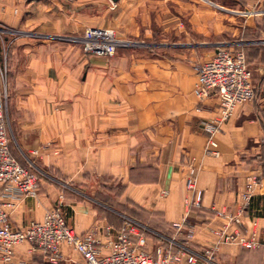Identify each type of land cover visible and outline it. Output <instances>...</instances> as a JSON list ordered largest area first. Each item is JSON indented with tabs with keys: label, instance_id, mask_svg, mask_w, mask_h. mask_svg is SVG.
I'll use <instances>...</instances> for the list:
<instances>
[{
	"label": "crops",
	"instance_id": "1",
	"mask_svg": "<svg viewBox=\"0 0 264 264\" xmlns=\"http://www.w3.org/2000/svg\"><path fill=\"white\" fill-rule=\"evenodd\" d=\"M233 1L247 15L238 29L247 38L189 45L181 42V14L166 11L167 0H0V26L23 35L24 52L9 87L3 86L6 116L19 148L57 171L41 179L37 199L15 198L0 188L11 228L41 221L60 201L68 227L77 235L97 229L102 243L113 237L105 227L116 232L128 217L162 239L191 240L199 254L216 247V264H264L263 247L221 243L218 235L239 230L264 240V60L253 74L255 98L239 105L213 136L218 156L204 153L208 137L202 128L218 116V99L211 94L199 102L194 95L195 66L216 46L264 53V38L252 37L257 22L250 23L261 20L264 33V0ZM222 6L230 13V6ZM89 27H113L120 39L140 43L110 59L91 57L65 39ZM154 37L157 45L150 43ZM191 172L194 193L185 184ZM106 180L123 187L114 200ZM184 220L176 234L174 225ZM153 240L160 239L150 236V247ZM60 250L61 264H83L71 246ZM46 263L28 244L14 250L13 264Z\"/></svg>",
	"mask_w": 264,
	"mask_h": 264
},
{
	"label": "built area",
	"instance_id": "2",
	"mask_svg": "<svg viewBox=\"0 0 264 264\" xmlns=\"http://www.w3.org/2000/svg\"><path fill=\"white\" fill-rule=\"evenodd\" d=\"M65 39L80 44L84 54L103 58L113 57L120 48L137 45L135 42L118 39L112 30L100 27L87 28L80 38ZM195 72L197 81L194 95L197 100L202 102L211 94L218 99V116L210 122H202L208 137L204 153L218 156L214 134L234 115L239 105L255 97L252 72L241 49L224 46H216L213 56L195 66ZM2 78L3 72L0 70V188L6 193L13 192L15 198L37 199L39 179L29 168L22 166L10 151L6 121L7 95L1 87ZM185 184L188 190L193 193L196 191L193 172L187 176ZM250 189L251 183L248 184ZM199 200L197 192L196 205ZM61 207L59 202L45 212L41 221H32L24 229L17 230L9 226L8 214L0 204V264H13L14 250L22 244H28L32 252H40L51 264L61 262L63 256L60 247L63 244L71 246L80 255L83 264H216V247L207 248L199 254L188 245L191 240L173 237L162 239L145 225L128 217L124 218L122 227L116 232L109 226L105 227L107 236H113L106 243L96 237L97 229L77 235L68 227ZM184 227L185 220L174 225L175 233H180ZM218 235L221 243H233L247 249L264 248V240H256L254 234L248 238L239 230L229 233L221 230ZM150 236L162 241L150 247ZM186 238H192L190 231L186 233Z\"/></svg>",
	"mask_w": 264,
	"mask_h": 264
},
{
	"label": "rangeland",
	"instance_id": "3",
	"mask_svg": "<svg viewBox=\"0 0 264 264\" xmlns=\"http://www.w3.org/2000/svg\"><path fill=\"white\" fill-rule=\"evenodd\" d=\"M217 1L218 3H221V6L210 5V7H207V5L200 0L199 2H197L196 0H167L166 2L167 4L165 6L166 11L167 10L169 12L176 11L177 13L181 14L182 26L185 34L184 38L181 41L183 44L191 45L197 42L210 43L213 41L214 42L235 41L240 39L245 40L247 38V36H242L241 38L238 32L240 26L246 24L245 19L247 18V15L242 13L243 10H241L242 12L239 11L240 8L239 4H237V2L233 0H217ZM222 4L231 7L230 13L223 11ZM153 6H155L157 9H159V7L160 8L164 7L162 4L158 5L156 2L153 3ZM260 21L261 20L256 21L254 18L253 20H251V22L250 20L248 21L250 23L257 22L256 25L252 27L253 38H257V39L264 38V33H262V27H261L262 23ZM100 28H106L112 30L115 33L116 37L120 39L118 33L113 27H100ZM154 29L157 30V25L154 27ZM26 35L27 37H30L32 39H38L36 35L29 33H27ZM81 36L78 37L76 36V38H80ZM46 38H48L49 41H52L51 37H46ZM22 39H23V35L19 31H13L3 26H0V70L3 72V78L1 79L2 88L3 86H5V84L9 87L10 81L13 80L17 71L16 69H18L19 67L20 61H22V58L24 59L23 57L24 52L19 51V47ZM121 40L135 42L137 43L136 46H138L140 43L138 42V40H134V39H121ZM69 42L70 44H73L71 40ZM158 42L159 40L157 37H154L150 41L151 45L152 44L157 45ZM241 48L250 49L251 47L242 46ZM120 49H126V48H120ZM198 52L199 54H201L202 50H198ZM246 54L249 61V67L251 69L253 76L255 72V68L258 67L259 65H262L263 63L262 60H264V53L258 51L252 52L251 49L250 51H247ZM89 56L95 58H103V57H96L93 55H89ZM253 57H256V60H253L252 59ZM110 58H104V59H110ZM249 58L251 60H249ZM6 121L8 124V134L11 143V149L12 152L15 154L18 162L20 164H23L24 167L29 168V170L31 171L33 170L39 181H41L43 177L46 178L49 175L56 176L57 171L53 169L50 165L44 166L40 162V160H37L35 157H32V155L28 154V152L21 150L19 148L18 138L15 133L14 123L9 116H6ZM103 182H99L101 183L100 185H102ZM105 183H107L106 185L107 189H110L106 191L111 192L110 199L114 200L115 195H117L120 191L121 188L120 185H117L115 182L108 180H106ZM96 188H97L96 189L97 192L105 191V188H102V186H97ZM159 241L162 240H153V244H156Z\"/></svg>",
	"mask_w": 264,
	"mask_h": 264
},
{
	"label": "trees",
	"instance_id": "4",
	"mask_svg": "<svg viewBox=\"0 0 264 264\" xmlns=\"http://www.w3.org/2000/svg\"><path fill=\"white\" fill-rule=\"evenodd\" d=\"M237 49H241V50L244 52L245 57H246L247 64L249 65L248 57H247V54H246V52L248 51V48H247V49H243V48H240V47H239V48H237ZM251 49H252V48H250V50H251ZM252 50H253V49H252ZM255 95H256V92H255ZM254 98H255V97H254ZM10 151H11L12 156L17 160L15 154L12 152V149H11V143H10ZM17 161H18V160H17ZM21 165H23V164H21ZM23 166H24V165H23ZM32 172H33V170H32ZM34 173H35V172H34ZM122 189H123V187L120 188L119 193L122 191ZM119 193H118V194H119ZM96 197H98L100 200H102V199L100 198L99 195H96ZM102 201H103V200H102ZM109 201H110L109 198H105L103 202H106L108 205H111V204L109 203ZM111 206H112V205H111ZM118 209H119V208H118ZM123 222H124V220L122 219L119 228H121ZM46 264H51V263L47 262Z\"/></svg>",
	"mask_w": 264,
	"mask_h": 264
},
{
	"label": "water",
	"instance_id": "5",
	"mask_svg": "<svg viewBox=\"0 0 264 264\" xmlns=\"http://www.w3.org/2000/svg\"><path fill=\"white\" fill-rule=\"evenodd\" d=\"M111 1L115 2L116 0H111Z\"/></svg>",
	"mask_w": 264,
	"mask_h": 264
}]
</instances>
